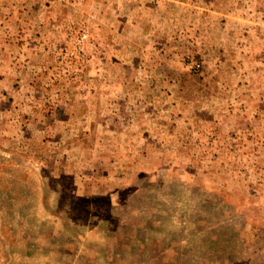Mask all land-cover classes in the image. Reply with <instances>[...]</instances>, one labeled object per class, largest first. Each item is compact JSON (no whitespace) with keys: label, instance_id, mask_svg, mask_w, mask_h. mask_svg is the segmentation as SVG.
<instances>
[{"label":"rangeland","instance_id":"374dc122","mask_svg":"<svg viewBox=\"0 0 264 264\" xmlns=\"http://www.w3.org/2000/svg\"><path fill=\"white\" fill-rule=\"evenodd\" d=\"M0 264H264V0H0Z\"/></svg>","mask_w":264,"mask_h":264}]
</instances>
